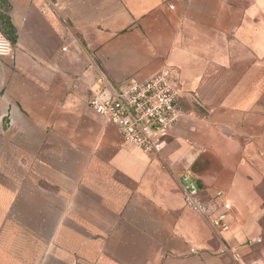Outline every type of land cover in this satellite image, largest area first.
<instances>
[{
	"label": "crops",
	"instance_id": "0c3cea01",
	"mask_svg": "<svg viewBox=\"0 0 264 264\" xmlns=\"http://www.w3.org/2000/svg\"><path fill=\"white\" fill-rule=\"evenodd\" d=\"M0 29V264L264 263V0H0ZM166 66L182 116L146 152L90 99ZM183 175L235 204L230 231Z\"/></svg>",
	"mask_w": 264,
	"mask_h": 264
},
{
	"label": "built area",
	"instance_id": "2783aa9c",
	"mask_svg": "<svg viewBox=\"0 0 264 264\" xmlns=\"http://www.w3.org/2000/svg\"><path fill=\"white\" fill-rule=\"evenodd\" d=\"M15 54L14 44L0 29V56L14 59ZM179 94L177 70L166 66L145 80L131 78L99 88L93 92L90 105L104 121L117 127L126 143L146 152L159 153L166 136L182 116ZM180 184L184 202L192 211L209 218L219 234L231 230L237 208L233 202L222 198V191L206 199L203 189L191 175H183ZM261 241L260 237L249 239L245 246ZM220 252L231 254L241 264H264L258 261L245 263L241 248L224 245Z\"/></svg>",
	"mask_w": 264,
	"mask_h": 264
},
{
	"label": "trees",
	"instance_id": "16d2710c",
	"mask_svg": "<svg viewBox=\"0 0 264 264\" xmlns=\"http://www.w3.org/2000/svg\"><path fill=\"white\" fill-rule=\"evenodd\" d=\"M262 222H263V224H264V218L262 219Z\"/></svg>",
	"mask_w": 264,
	"mask_h": 264
}]
</instances>
